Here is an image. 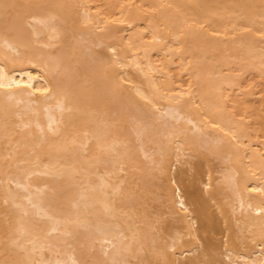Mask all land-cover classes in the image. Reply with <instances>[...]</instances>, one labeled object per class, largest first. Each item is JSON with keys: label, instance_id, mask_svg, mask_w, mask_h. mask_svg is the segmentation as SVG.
Listing matches in <instances>:
<instances>
[{"label": "bare ground", "instance_id": "bare-ground-1", "mask_svg": "<svg viewBox=\"0 0 264 264\" xmlns=\"http://www.w3.org/2000/svg\"><path fill=\"white\" fill-rule=\"evenodd\" d=\"M259 86L264 0H0V264H264Z\"/></svg>", "mask_w": 264, "mask_h": 264}, {"label": "rangeland", "instance_id": "rangeland-1", "mask_svg": "<svg viewBox=\"0 0 264 264\" xmlns=\"http://www.w3.org/2000/svg\"><path fill=\"white\" fill-rule=\"evenodd\" d=\"M248 83L259 85V80L256 78V76H252L248 78ZM259 89L261 91H264V87L259 86ZM261 101L254 102V109L250 110V116H251V123L252 127L257 129L259 132V135L264 137V108L262 107ZM154 196L150 197V200H148V203H150V206L152 207V211L156 212L159 209L160 203L158 201L154 200ZM217 238H222V236H219ZM215 243L218 244V241Z\"/></svg>", "mask_w": 264, "mask_h": 264}]
</instances>
